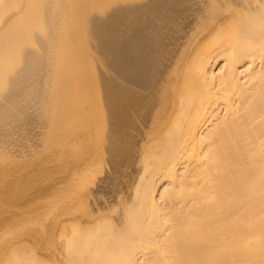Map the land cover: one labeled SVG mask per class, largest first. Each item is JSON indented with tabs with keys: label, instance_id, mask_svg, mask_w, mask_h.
Listing matches in <instances>:
<instances>
[{
	"label": "bare ground",
	"instance_id": "bare-ground-1",
	"mask_svg": "<svg viewBox=\"0 0 264 264\" xmlns=\"http://www.w3.org/2000/svg\"><path fill=\"white\" fill-rule=\"evenodd\" d=\"M159 1L0 0V264H264V0Z\"/></svg>",
	"mask_w": 264,
	"mask_h": 264
},
{
	"label": "rangeland",
	"instance_id": "rangeland-1",
	"mask_svg": "<svg viewBox=\"0 0 264 264\" xmlns=\"http://www.w3.org/2000/svg\"><path fill=\"white\" fill-rule=\"evenodd\" d=\"M161 2H162V0H161ZM158 3L160 4V1L158 0ZM157 7V6H156ZM158 8V7H157ZM159 9V8H158Z\"/></svg>",
	"mask_w": 264,
	"mask_h": 264
}]
</instances>
